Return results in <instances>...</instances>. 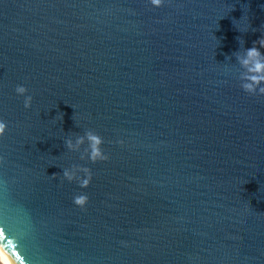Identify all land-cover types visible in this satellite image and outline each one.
<instances>
[{"label":"water","instance_id":"1","mask_svg":"<svg viewBox=\"0 0 264 264\" xmlns=\"http://www.w3.org/2000/svg\"><path fill=\"white\" fill-rule=\"evenodd\" d=\"M262 26L264 0H0L11 263L264 264V80L234 55ZM89 129L107 159L67 150Z\"/></svg>","mask_w":264,"mask_h":264},{"label":"clouds","instance_id":"2","mask_svg":"<svg viewBox=\"0 0 264 264\" xmlns=\"http://www.w3.org/2000/svg\"><path fill=\"white\" fill-rule=\"evenodd\" d=\"M167 0H150L154 7H160ZM250 27V25H249ZM239 29V28H238ZM249 29V28H248ZM248 29L245 31L247 32ZM255 31V29H253ZM239 31H241L239 29ZM260 34L251 47L244 48V40L240 39V51L234 53L237 59V64L240 66L239 80L241 87L246 91H251L253 88L262 90L259 81L264 80V53H261L256 47L257 44L264 46V26L259 30ZM15 92L18 96L24 97V107L30 108L32 103V96L28 95V88L23 84L15 87ZM79 127V125L77 124ZM6 130V124L0 120V136H3ZM67 150L72 152H80V160L107 159V154L103 150V138L93 130L84 131L83 135L72 133L64 140ZM86 147H83L84 145ZM83 150L81 151V149ZM83 173V176L80 174ZM63 177L72 182L77 181L81 186H87L92 175L90 170L82 165L73 164L70 168H63ZM86 199L85 195H78L75 198L76 203H83Z\"/></svg>","mask_w":264,"mask_h":264},{"label":"bare ground","instance_id":"3","mask_svg":"<svg viewBox=\"0 0 264 264\" xmlns=\"http://www.w3.org/2000/svg\"><path fill=\"white\" fill-rule=\"evenodd\" d=\"M0 262L2 264H12L11 261L8 259L4 251L0 247Z\"/></svg>","mask_w":264,"mask_h":264},{"label":"rangeland","instance_id":"4","mask_svg":"<svg viewBox=\"0 0 264 264\" xmlns=\"http://www.w3.org/2000/svg\"><path fill=\"white\" fill-rule=\"evenodd\" d=\"M0 264H2V263L0 262Z\"/></svg>","mask_w":264,"mask_h":264}]
</instances>
